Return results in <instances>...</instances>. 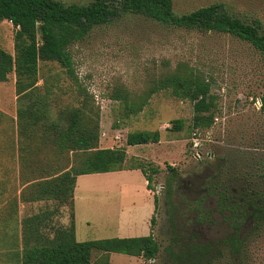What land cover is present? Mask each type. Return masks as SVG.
I'll list each match as a JSON object with an SVG mask.
<instances>
[{
	"label": "rangeland",
	"instance_id": "374dc122",
	"mask_svg": "<svg viewBox=\"0 0 264 264\" xmlns=\"http://www.w3.org/2000/svg\"><path fill=\"white\" fill-rule=\"evenodd\" d=\"M59 1L84 4L91 0ZM171 1L177 14L222 2L235 16L241 19L256 17L264 24V0ZM14 32L11 23L0 24V48L11 55ZM70 51L75 83L58 65L39 63L38 87L41 92L44 85L50 90L47 99L50 118L64 120L71 109L80 107L81 102L87 100L88 116L94 120L97 116L98 147L101 144L110 149H124L125 168L143 164L147 170L150 167L158 169V173L152 175L150 190L158 199L154 214L153 197H150L148 211L140 206L134 212L136 228L118 232L114 228L118 214L124 212L126 217L133 212L125 206L127 201L121 207L124 197L119 190L107 194L104 186L99 187L77 204L76 241L143 237L149 235L152 228L153 238L159 245L155 259L146 262L141 258L110 253L109 264H162L164 249L173 235L169 222L172 206L176 208L174 229L178 234L188 235L194 231L204 241L223 238L228 228L218 214L211 215L210 221L195 228L192 224L195 212L189 205L206 193L205 187L217 165L223 168L224 177L243 170L264 172V116L260 113L258 99L264 88V74L257 55L228 36L175 29L136 16H123L106 26L94 28ZM166 63L168 68H165ZM179 64L197 69L202 76L212 80L209 105L216 118L209 129L194 132L192 104L172 97L167 91L152 95L136 115H127L122 102L110 99L115 90H124L136 97L151 80ZM14 83V74H9L7 81L0 83V264L19 263L21 222L54 206L52 202L31 203L21 198L27 193V184L23 181L30 174L29 169L21 168L15 145L18 103ZM177 119L182 121L180 131L172 128V121ZM136 131H157L160 140L156 144L127 146L126 135ZM29 152V162L38 166L57 161L66 163L65 159L58 160L46 147L30 148ZM168 166L177 173L172 181L169 204L165 197L166 181L171 175ZM125 177L129 178L132 187L138 188L136 199L139 204L147 206L143 200L144 178L140 172H126ZM88 180L93 182L95 179ZM214 206L215 197L208 196L204 210H212ZM70 212L66 207L61 208L49 226L61 225L63 217V223L67 224ZM49 228L42 232L50 237ZM248 246L246 264H264V231L255 235ZM227 257L221 264L228 263ZM103 258L101 253L92 252L93 263H99Z\"/></svg>",
	"mask_w": 264,
	"mask_h": 264
},
{
	"label": "trees",
	"instance_id": "16d2710c",
	"mask_svg": "<svg viewBox=\"0 0 264 264\" xmlns=\"http://www.w3.org/2000/svg\"><path fill=\"white\" fill-rule=\"evenodd\" d=\"M123 16H136L185 31L228 36L245 44L257 55L264 74L263 22L256 17L241 19L222 2L177 14L171 0H91L84 4H66L59 0H0V24L7 21L15 28L13 55L0 48V83L6 82L9 74H14L18 103L15 145L21 168L29 169L30 174L23 181L27 184V193L21 198L24 202L52 201L55 204L53 210L21 222L18 264H95L91 260L93 251L104 256L96 264H109L110 253L133 256L146 262L159 254V245L151 232L143 237L76 241L72 207L78 176L139 170L150 191L152 175L157 174L158 169L150 167L147 170L143 164L125 168L124 149L99 148L97 116L96 120L88 116L87 100L82 101L80 107L71 109L64 120L50 118L47 100L50 90L44 85L41 92L38 87L40 62L58 65L75 83L72 46L86 38L94 28L106 26ZM185 67L179 64L164 71L136 97L127 91L115 90L110 99L122 102L127 115H136L152 95L167 91L172 97L192 104L194 132L209 129L216 118L209 105L212 80L202 76L197 69ZM258 99L260 113L264 116V88ZM172 128L180 131L182 121H172ZM159 140L157 131H136L126 135L125 144L140 146L156 144ZM41 147L51 150L58 160L65 159L66 163L57 161L44 166L30 163L29 149ZM168 169L171 175L166 181L165 197L169 204L172 181L177 173L169 166ZM205 190L202 197L189 205L195 212L193 226L201 227L210 221L211 215L218 214L228 228L227 233L213 241L201 240L194 231L188 235L178 234L174 229L176 208L172 206L169 222L173 235L164 249L162 264H221L226 255L227 264L247 263L250 240L264 231V172L243 170L237 175L224 177L223 168L217 165ZM208 196L215 197V206L206 211L203 204ZM157 202L154 195V212ZM61 207H68L71 211L70 225L49 228L47 222ZM153 224L154 215L150 226ZM44 228L50 229V237L42 232Z\"/></svg>",
	"mask_w": 264,
	"mask_h": 264
},
{
	"label": "crops",
	"instance_id": "0c3cea01",
	"mask_svg": "<svg viewBox=\"0 0 264 264\" xmlns=\"http://www.w3.org/2000/svg\"><path fill=\"white\" fill-rule=\"evenodd\" d=\"M99 148L101 149H107V147H103L101 146V144L99 145ZM112 149V148H111ZM139 171V170H137ZM136 170H121V171H116V172H109V173H99V174H90V175H82V176H78L76 179V184H75V188L73 191V207H72V221H73V225H74V233H75V220H76V214H77V209L78 206L77 204H81L83 202V200H85L86 196H88L90 193L96 192V190H98L99 187L102 188V186H104L105 189H103L107 194H112L113 190L117 189L120 191V193H122V198L121 202L123 203V205L121 207L124 206V204L126 203L125 206H129V210L130 212H133V214L131 215H127L125 217L124 212L120 214H118V216L116 217V222H115V226L114 228H116V231L118 232H127L129 229L136 228V224H135V219L136 216L134 215V212H136L140 206H142L145 210H149L150 204L149 202L151 201L150 197H153L150 193L149 190H147L146 188V180L144 178L143 181V187L142 190L144 191V195H145V199H143L145 201V204L147 206H144V204L140 203L137 201L136 199V192L138 191V188L132 187L133 184H131L129 178L125 177V173H137ZM88 179H95L93 182H89ZM98 181V182H95ZM153 199V198H152ZM37 202H52V201H37ZM31 203H35V202H31ZM53 203V202H52ZM54 204V203H53ZM129 204V205H128ZM154 204V203H153ZM55 208V204L53 206V208L51 209H45L43 211H40L39 213L42 212H49L51 210H53ZM61 208H65V207H61ZM60 208V209H61ZM68 209V207H66ZM59 209V212H60ZM58 212V213H59ZM37 213V214H39ZM58 213H56L55 215H53L51 217V219L58 215ZM34 214V215H37ZM153 214H154V209H153ZM70 216H71V212H70ZM70 216L69 221L67 224L63 223V218H62V222L61 225L56 226V227H67L70 225ZM51 221V220H50ZM50 221L47 222L48 226ZM50 227V226H49ZM54 228V227H53ZM151 232V230H150ZM126 238V237H125ZM76 239V238H75ZM140 259V258H139Z\"/></svg>",
	"mask_w": 264,
	"mask_h": 264
},
{
	"label": "built area",
	"instance_id": "2783aa9c",
	"mask_svg": "<svg viewBox=\"0 0 264 264\" xmlns=\"http://www.w3.org/2000/svg\"><path fill=\"white\" fill-rule=\"evenodd\" d=\"M157 190H159L158 187H157ZM150 261H151V260H150ZM150 261H147V262H150Z\"/></svg>",
	"mask_w": 264,
	"mask_h": 264
}]
</instances>
